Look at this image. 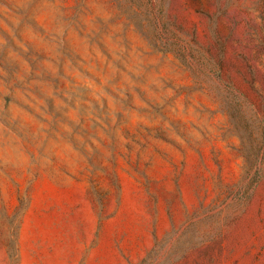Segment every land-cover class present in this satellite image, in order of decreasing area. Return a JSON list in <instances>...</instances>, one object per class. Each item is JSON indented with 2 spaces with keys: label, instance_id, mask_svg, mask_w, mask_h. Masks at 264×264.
I'll return each mask as SVG.
<instances>
[{
  "label": "rangeland",
  "instance_id": "rangeland-1",
  "mask_svg": "<svg viewBox=\"0 0 264 264\" xmlns=\"http://www.w3.org/2000/svg\"><path fill=\"white\" fill-rule=\"evenodd\" d=\"M0 264H264V0H0Z\"/></svg>",
  "mask_w": 264,
  "mask_h": 264
}]
</instances>
